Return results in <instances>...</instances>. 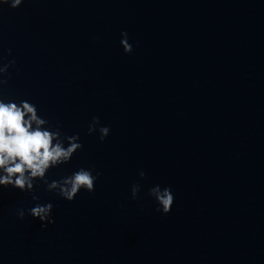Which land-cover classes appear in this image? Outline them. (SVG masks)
<instances>
[{
	"label": "water",
	"instance_id": "water-1",
	"mask_svg": "<svg viewBox=\"0 0 264 264\" xmlns=\"http://www.w3.org/2000/svg\"><path fill=\"white\" fill-rule=\"evenodd\" d=\"M0 55L9 99L79 133L49 181L100 173L72 201L0 189V264H264V0H24L2 6ZM49 202L45 228L17 217Z\"/></svg>",
	"mask_w": 264,
	"mask_h": 264
},
{
	"label": "clouds",
	"instance_id": "clouds-1",
	"mask_svg": "<svg viewBox=\"0 0 264 264\" xmlns=\"http://www.w3.org/2000/svg\"><path fill=\"white\" fill-rule=\"evenodd\" d=\"M23 2L24 0H0V11L3 5L17 8ZM121 37L120 44L124 52H131L132 45L128 42L127 32H121ZM7 51L11 55V50ZM3 61L4 56L0 55V189L11 187L21 192L34 193V182L39 181L47 191H53L67 201L74 200L81 189L94 191L100 173L93 174V168L80 167L59 180L49 181L47 173L50 168L68 163L73 154L82 149L79 133H63L59 122L53 125L39 114L37 105L28 100L21 99L17 102L9 99L4 86L10 76L8 69L15 65V60H9L7 63ZM95 131L99 132L98 138L103 141L110 129L108 126H100L99 117L93 116L87 133L90 135ZM139 176H145L143 170L139 172ZM139 191L138 183L131 185L133 199L137 198ZM148 195L154 198L156 211L161 214L171 211L174 195L170 187L161 188L157 184L149 188ZM32 199L38 200L39 197L33 194ZM52 208L53 204L50 202L37 203L29 209H17L16 214L19 219H23L27 211L33 218H38L41 227L45 228L54 223L51 218Z\"/></svg>",
	"mask_w": 264,
	"mask_h": 264
}]
</instances>
